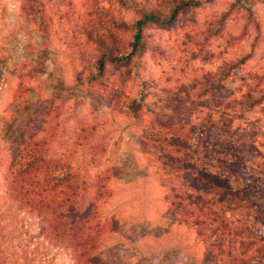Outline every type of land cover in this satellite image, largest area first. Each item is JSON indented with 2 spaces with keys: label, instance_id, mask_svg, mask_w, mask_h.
Here are the masks:
<instances>
[{
  "label": "rangeland",
  "instance_id": "rangeland-1",
  "mask_svg": "<svg viewBox=\"0 0 264 264\" xmlns=\"http://www.w3.org/2000/svg\"><path fill=\"white\" fill-rule=\"evenodd\" d=\"M152 1L165 11L180 0ZM192 1L174 23L145 32L142 73L151 89L142 122L149 127L183 120L201 124L211 109L229 102L232 113L209 118L215 124L206 135L210 148L237 155L250 168L264 169V0ZM16 7V0H0V153L19 124L18 79L30 73L35 78L28 81L31 110L48 102L50 106L60 95L70 111V127L80 123V110L85 115L96 111L114 121L107 134L111 151L105 166L116 169L117 179L112 180V196L102 208L105 216L118 220L121 231L105 250L104 261L205 264L195 233L177 226L164 201L168 188L162 186L168 177L156 174L165 169L157 163V150L169 149L140 142L120 114L135 88L127 83L129 93L111 109L104 99L112 81L122 79V69L109 67L102 81L86 87L85 76L92 71L96 55L93 47L84 55L75 42L72 55L56 32L44 39L34 28L23 31L27 24L19 19ZM80 52L82 57L77 55ZM33 61L38 66L26 68ZM188 156L198 158L189 151L181 153L184 161ZM5 173L0 169V264H73L62 235L47 234V224L10 205Z\"/></svg>",
  "mask_w": 264,
  "mask_h": 264
},
{
  "label": "trees",
  "instance_id": "trees-1",
  "mask_svg": "<svg viewBox=\"0 0 264 264\" xmlns=\"http://www.w3.org/2000/svg\"><path fill=\"white\" fill-rule=\"evenodd\" d=\"M56 1L16 0L19 19L27 24L22 30L34 28L44 39L56 32L72 55L75 42L84 55L93 47L96 55L85 76L86 87L102 81L109 67L122 69V79L112 81L104 99L108 107L118 105L129 93L126 84L135 88L120 114L140 142L169 149L157 150V163L165 169L156 174L168 177L162 186L168 188L164 201L177 226L195 233L204 263L264 264V169L250 168L237 155L210 148L206 137L215 126L212 114L232 113L229 102L210 110L206 122L211 126L183 120L149 127L141 119L151 89L142 73L145 32L174 23L180 11L195 1H173L165 11L152 0ZM77 55L82 57V52ZM36 66L33 61L26 68ZM33 78L29 73L18 79L19 124L0 153L6 198L11 206L47 224V234L62 235L73 264H109L103 254L121 231L118 220L105 216L102 208L112 196V180L117 179L116 169L105 166L111 151L107 134L114 121L96 111L85 115L80 110V123L70 127V111L60 95L50 106L48 102L31 110L27 94ZM184 150L198 158L188 156L184 161Z\"/></svg>",
  "mask_w": 264,
  "mask_h": 264
}]
</instances>
